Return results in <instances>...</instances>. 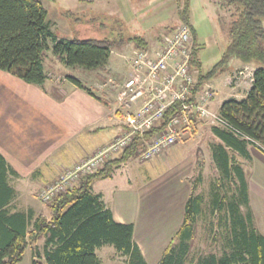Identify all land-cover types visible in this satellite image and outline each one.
Listing matches in <instances>:
<instances>
[{
    "label": "trees",
    "instance_id": "trees-1",
    "mask_svg": "<svg viewBox=\"0 0 264 264\" xmlns=\"http://www.w3.org/2000/svg\"><path fill=\"white\" fill-rule=\"evenodd\" d=\"M218 1L233 12L230 17L235 15L227 26V45L220 60L201 73L193 37L190 68L198 73L190 88L189 101L202 92L206 83L224 74L231 59L255 65L246 96L241 100L227 99L219 108L221 116L254 142L211 128L219 142L209 147L218 180L209 192L210 211L216 218L212 238L217 251L199 255L194 264H264V237L255 227L244 172L233 156L249 160L248 147L251 145L264 152V0ZM188 15V0H184L179 15L181 24L189 26ZM130 42L138 49L147 48L141 38H125L122 34L59 40L47 21L46 9L38 0H0V71L29 85L41 87L47 79L44 63L48 53L66 67L97 71L107 64L113 49H121ZM66 79L106 104L81 81L69 76ZM178 106L173 104L166 110L163 119L147 133V140L178 113ZM141 144L134 138L131 146L117 158L46 203L47 217L36 215L32 209H15V190L9 180L17 174L0 155V264H18L29 245L34 246V255L39 257L40 250L35 247L41 239L43 264H100L96 251L105 246L125 257L126 264H146L132 240V224L115 222L101 195L92 190L95 180L111 177L115 165L135 158ZM200 181V174L191 181V194L184 205L181 226L157 264H188L190 242L204 203L203 196L196 193V184ZM36 256H32L31 264H41Z\"/></svg>",
    "mask_w": 264,
    "mask_h": 264
},
{
    "label": "crops",
    "instance_id": "crops-1",
    "mask_svg": "<svg viewBox=\"0 0 264 264\" xmlns=\"http://www.w3.org/2000/svg\"><path fill=\"white\" fill-rule=\"evenodd\" d=\"M137 49L130 42L115 50L119 54L111 51L107 64L95 71L98 76L96 81H111L108 90V86L101 89L95 82L92 86L82 83L106 104L73 86L66 77L56 74L54 69L56 61L59 60L55 56H50L49 66L45 59L47 79L41 87L26 84L0 71V155L17 174V177L9 180L12 188L11 182L18 179L28 181L33 187L45 186L66 169L111 143L126 130L119 118L115 97L117 86L125 80L131 69L128 66L122 72L116 68L112 55L117 54L119 57L124 53L128 56L127 54L132 55ZM255 68L253 64L246 65L237 59H231L227 71L220 75L225 77L223 81L219 76L204 85L209 86L213 92L209 107L212 110L215 108L214 112H219L220 105L227 99H243L250 89ZM236 70H242V75L245 74L244 71H249V84L243 93L239 92L242 90V75L236 79L234 87L230 86ZM215 81L228 90L223 99H215L218 94ZM92 88L99 92L95 93ZM237 92L241 94H236ZM197 126L202 128L205 124L200 123ZM212 136L214 142L209 146L219 143L213 134ZM248 152L249 160L236 154L233 156L244 172L248 205L255 227L264 237V152L255 145L249 146ZM130 162L133 161L115 165L114 170L119 171ZM195 169L192 161L178 168L174 174L170 170L167 178L156 186H152L150 181L141 180L138 191L111 189L107 193L94 192V184L99 180L92 183L93 192L101 195V200L111 211L113 220L121 224H132V240L138 246L146 264L159 262L181 226ZM114 170L107 179L114 178ZM198 174L201 175V172L198 171ZM199 189L196 193H201ZM209 196L210 194L208 201Z\"/></svg>",
    "mask_w": 264,
    "mask_h": 264
},
{
    "label": "rangeland",
    "instance_id": "rangeland-1",
    "mask_svg": "<svg viewBox=\"0 0 264 264\" xmlns=\"http://www.w3.org/2000/svg\"><path fill=\"white\" fill-rule=\"evenodd\" d=\"M38 1L46 9L47 21L52 32L59 40L102 38L122 34L125 38H141L147 44L146 50L151 51L158 48L164 35L181 24L179 15L184 6V0ZM188 6L189 26L192 28L191 35L194 33L192 43L194 37L196 44H198L199 71L205 73L220 60L228 41L227 26L235 15L230 17L233 12L228 11L227 7L223 6L218 0H188ZM262 22L264 25V20ZM121 27L123 29H120ZM115 50L118 49L112 51L118 53ZM127 55L124 53H121L119 57L117 54L112 55L113 64L115 63V67L121 69L122 72L126 71L129 66L127 59L131 54ZM50 56L52 55L48 53L46 58L48 66ZM56 62L54 72L62 77H74L88 85L95 82L99 84V87L107 83V80L104 81L105 83L96 81L98 76H96L95 71L79 67L70 68L58 61ZM194 73L197 74L198 70H195ZM194 73L193 77L195 76ZM243 73L245 74L240 79L243 82L242 90L239 91L241 93L247 88L250 79L249 71ZM220 78L223 81L225 77L220 76ZM235 81L236 79H232L230 86L234 87ZM215 85L218 90L215 99H223L228 90L218 85L217 81H215ZM108 89L109 87H107ZM92 90L95 93L99 92L95 88H92ZM241 93L237 92L236 94ZM214 109L211 110L214 111ZM211 128L210 125L206 124L202 128L196 126L191 134L151 160L141 161L135 156V158L129 159L133 162L124 165L119 171L113 169L114 178L112 180L101 179L95 182L93 187L94 192L101 191L103 193H107L111 189L138 191L141 188V180L150 181L152 186H156L157 183L167 178L166 176L170 173V170L174 174L178 168L193 161L196 169L192 180L200 171L201 181L196 184L198 185L196 191L200 188L204 203L202 213L198 217L195 226L194 237L190 242L191 250L188 264H194L199 255L217 251V245L212 238L216 218L210 211L208 201V190L212 185L218 183L216 170L212 160H210L209 145L214 142ZM131 164L134 165L131 166ZM11 185L15 188L13 202L15 209L21 211L32 209L36 215L48 216L46 203L39 198V194L45 186L33 187L28 181L19 179L11 182ZM42 243L43 240L41 239L35 247L40 250L39 257L34 255V246L29 245L18 264H31L32 256H36V260L43 264ZM96 254L100 264H126L125 257L119 256L110 246L98 249Z\"/></svg>",
    "mask_w": 264,
    "mask_h": 264
},
{
    "label": "built area",
    "instance_id": "built-area-1",
    "mask_svg": "<svg viewBox=\"0 0 264 264\" xmlns=\"http://www.w3.org/2000/svg\"><path fill=\"white\" fill-rule=\"evenodd\" d=\"M191 49V29L186 24H180L164 35L156 50L137 49L128 57L131 71L117 86L115 97L119 118L126 130L45 186L39 194L42 202H50L72 188L81 178L102 169L105 163L129 148L134 138L142 143L136 153L137 159L141 161L151 160L177 144L194 131L197 122L219 128L241 140L254 142L240 133L219 112L209 108L213 98L209 86L203 87L202 92L193 101H189L194 81V71L190 68ZM240 75L242 71H235L232 79H238ZM110 82L107 81L99 88L107 87ZM173 104L179 105L178 113L167 121L162 130L147 140V133L163 119L166 110Z\"/></svg>",
    "mask_w": 264,
    "mask_h": 264
}]
</instances>
